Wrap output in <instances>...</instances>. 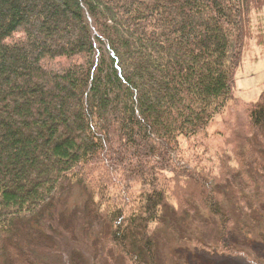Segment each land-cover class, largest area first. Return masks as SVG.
I'll return each instance as SVG.
<instances>
[{"label": "trees", "instance_id": "1", "mask_svg": "<svg viewBox=\"0 0 264 264\" xmlns=\"http://www.w3.org/2000/svg\"><path fill=\"white\" fill-rule=\"evenodd\" d=\"M262 10L264 0H0V263L42 264L30 250L52 246L45 221L76 189L82 204L58 213L60 230L75 240L77 227L101 228L103 249L129 264H165L202 210L215 244L194 239L197 255L260 264L233 237L264 182V91L215 170L180 151L235 95L248 46L264 48L249 37ZM112 181L138 195L111 199Z\"/></svg>", "mask_w": 264, "mask_h": 264}, {"label": "rangeland", "instance_id": "2", "mask_svg": "<svg viewBox=\"0 0 264 264\" xmlns=\"http://www.w3.org/2000/svg\"><path fill=\"white\" fill-rule=\"evenodd\" d=\"M257 20L264 30V10L255 16H250L249 37L253 39L252 42L255 40L264 41V33L259 38L258 31L261 32V30L257 28L259 27L256 23ZM263 91L264 48L256 47L252 43V46L250 44L248 51L244 53L241 65L235 74V95L204 132L189 138L188 142L181 146L180 157L188 163L197 164L198 169L215 170L218 166V156L224 150L229 152L231 147L237 145L236 140L243 137L239 125L243 124L246 119L245 109L249 105L247 103L256 101ZM251 144L256 149L257 145L252 142ZM232 164L235 163L232 162ZM254 168L257 169L258 166ZM256 183L257 188L252 190L251 195L256 199L254 203L257 205H253L249 213L243 209L240 210V221L236 225L238 232L234 234L233 240L243 249L252 253L260 264H264V182L258 178ZM124 186L123 182L119 181L116 184L115 181H112L111 185L107 184L108 190L105 195L111 199L118 198L119 200H125L128 197L134 199L138 195L140 188L138 185L130 183L128 188L126 186L124 188ZM124 189L127 191L125 192ZM92 190L95 193L101 191L97 188H92ZM95 200L98 202L100 197L97 196ZM82 201L83 196L76 189H72L62 196L56 203L57 211L53 210V214L49 215L45 221L48 223L45 224L44 230L52 238V246L29 248V250L31 249L30 253L42 264H129L116 255L113 250L103 249L105 230L101 228L100 230L86 231L85 227H77L75 240H71L60 230L56 221L58 213L64 207L67 209L79 207ZM121 207L126 208L125 206ZM198 215L191 214L183 226L187 236L186 240L165 249V264H249L236 256L233 259L223 257V259L212 261L197 255L193 245L194 239H201L210 245L215 244L214 232L204 222L206 213L202 210L198 212ZM75 254L74 262L72 256Z\"/></svg>", "mask_w": 264, "mask_h": 264}]
</instances>
